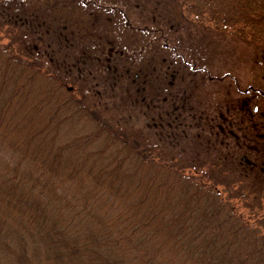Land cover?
Wrapping results in <instances>:
<instances>
[{
	"label": "rangeland",
	"instance_id": "obj_1",
	"mask_svg": "<svg viewBox=\"0 0 264 264\" xmlns=\"http://www.w3.org/2000/svg\"><path fill=\"white\" fill-rule=\"evenodd\" d=\"M80 3L0 0L3 52L41 64L38 73L33 72L35 82L22 77L30 99L54 102L56 97L46 98L52 95L48 89L63 82L74 102L54 121H62L60 140L95 136L101 122H90V116L97 109L107 131L133 133L135 140L152 147L170 178L174 174L173 179L182 181L178 171L196 183L217 187L227 209L243 217L257 245H264V136H259L264 133V95L258 92L249 101L252 119L241 94L245 119L228 116L224 109L226 133L220 132L217 106L225 101L226 86L234 76L225 79L221 90L215 80L207 85L210 81L200 69L207 61L212 74L231 71L240 85L253 82L264 89V0H115L117 7L108 11ZM127 19L132 27L126 25ZM153 55H158V63L153 64ZM147 60L148 65H142ZM4 70L0 64V85L10 93L21 69ZM173 80L176 84L170 85ZM81 99L89 115L76 111ZM206 106L214 112L204 123L201 114ZM102 125L95 148L90 144L87 150L104 145L108 134ZM6 142L0 133V170L16 155ZM244 154L251 164L242 159ZM85 175L89 180L83 188L94 186L92 176ZM178 190L179 185L177 194ZM81 193L70 201V208L81 207L86 214Z\"/></svg>",
	"mask_w": 264,
	"mask_h": 264
},
{
	"label": "trees",
	"instance_id": "obj_2",
	"mask_svg": "<svg viewBox=\"0 0 264 264\" xmlns=\"http://www.w3.org/2000/svg\"><path fill=\"white\" fill-rule=\"evenodd\" d=\"M74 1L94 11L117 7L115 0ZM126 25L132 27L129 19ZM4 49V71L20 68L21 78L10 93L0 85V133L16 150L0 170V264H264V245L227 209L217 187L177 170L170 171L182 181L170 178L152 147L133 133L107 131L97 109L90 116L101 122L95 136L62 142V121H54L74 106L64 83L48 89L54 102L30 99L22 77L35 82L41 64ZM79 105L77 112L90 114L82 99ZM102 124L104 145L87 150ZM87 173L94 186L83 188ZM79 193L86 214L71 210Z\"/></svg>",
	"mask_w": 264,
	"mask_h": 264
},
{
	"label": "flooded vegetation",
	"instance_id": "obj_3",
	"mask_svg": "<svg viewBox=\"0 0 264 264\" xmlns=\"http://www.w3.org/2000/svg\"><path fill=\"white\" fill-rule=\"evenodd\" d=\"M143 53V52H142ZM142 58V56H141ZM159 59H158V55H153L152 56V62L153 64L156 62L158 63ZM148 60L146 62V64H142V65H148ZM207 64L208 62L205 61ZM202 64L200 66V69L202 72H205V77H207L206 79H209L210 83L207 84V85H212V83H215L220 85V89L222 90L223 88L222 87H225L226 84H225V79L226 78H233V81L229 82L227 84V93L225 95V98H224V102H221L219 106H217V116L220 117V119L222 120L219 127H220V132H223V133H226L225 129H226V123H225V119L227 118V115L228 116H231L232 115H236L238 117H243V115L241 113H244L245 111V105L241 106V102L242 99L241 97H239L241 94L245 95L246 96V100L245 98H243V101L247 104V114H248V117L251 116V118L253 119L254 118V111H253V104L249 105V101L251 102L252 98L256 97L257 93L259 92L261 95H264V89L262 87H257V85H255L253 82L252 83H249L248 85H240V81H239V78L231 71H227V72H224V73H221L220 72H217V74H212L211 73V68L209 67V65L207 64ZM149 67H146V68H143L144 70L145 69H148ZM176 73H173V75L175 76ZM136 76H140V73L139 72H136ZM215 80V81H214ZM211 81H214V82H211ZM157 83V85H161L159 84L158 82H155ZM175 81H171L170 82V85H175ZM151 85H156V84H151ZM190 85H198L196 83H190ZM235 88L236 90L232 91V88ZM224 90V89H223ZM253 92V93H251ZM253 103V102H252ZM224 109L227 110V112L229 114H225L224 112ZM216 111V110H215ZM214 112V111H213ZM209 111V108L206 106V108H204L202 110V114H201V117H205L206 120H204L203 122L204 123H207L209 118L208 116H212L211 114L213 113ZM242 115V116H240ZM244 118V117H243ZM245 119V118H244ZM251 119V120H252ZM254 124V127H255V122H253ZM203 130L206 131V126L204 125L203 126ZM234 129H229L228 133H231V134H234L235 132L233 131ZM224 135V134H223ZM259 136H264V133H259ZM242 159L244 161H246L247 163H252V161L248 158V156L246 154L242 155Z\"/></svg>",
	"mask_w": 264,
	"mask_h": 264
}]
</instances>
